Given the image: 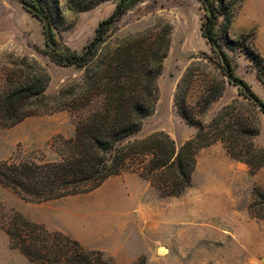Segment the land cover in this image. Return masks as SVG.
Segmentation results:
<instances>
[{
    "label": "rangeland",
    "instance_id": "rangeland-1",
    "mask_svg": "<svg viewBox=\"0 0 264 264\" xmlns=\"http://www.w3.org/2000/svg\"><path fill=\"white\" fill-rule=\"evenodd\" d=\"M236 8L228 29L230 39L247 36V45L264 60V0H229ZM115 0L77 9L59 0V10L45 7L59 50L81 52L107 18ZM204 10L198 0H140L131 5L106 33L107 42L154 26L171 25L169 48L156 83L153 111L133 137L164 131L179 147L197 128L178 114L175 93H186L196 119L207 123L234 103L251 119L252 106L238 95L219 71V60L201 34ZM220 23V21H219ZM221 46L231 57L234 74L264 102V64L256 66L217 24ZM41 22L17 0H0V60L27 56L48 73V95L83 77V69L53 62ZM215 96L202 114L201 98ZM248 110L249 112H247ZM256 147H264V114L257 111ZM75 115L66 109L31 116L15 126L0 127V158L9 161H60L65 142L74 136ZM264 189V165L250 167L229 156L219 141L201 148L191 186L178 197H162L148 181L132 172L109 177L87 193L37 202L23 199L0 185V202L32 222L59 230L84 247L98 249L117 264H264V218L252 216L248 205L254 188ZM0 264H36L10 247L0 229Z\"/></svg>",
    "mask_w": 264,
    "mask_h": 264
},
{
    "label": "trees",
    "instance_id": "trees-1",
    "mask_svg": "<svg viewBox=\"0 0 264 264\" xmlns=\"http://www.w3.org/2000/svg\"><path fill=\"white\" fill-rule=\"evenodd\" d=\"M17 1L41 22L49 58L58 65L82 68L83 77L51 96L45 93L49 75L36 60L11 54L0 60V127H12L28 117L62 109L75 115L74 136L66 140L60 161L15 162L0 158L1 186L23 199L43 202L87 193L109 177L128 171L148 181L160 196L178 197L191 186L197 152L216 141L230 157L247 164L252 171L264 165V147L253 143V136L259 132L257 111L264 114V102L234 74L235 63L221 46L216 25L220 24L222 35L256 66L263 67L264 60L247 45V36L237 41L229 38L236 9L229 0H198L204 10L201 34L219 60L220 73L237 87L247 105L254 107L251 119L237 111L243 105L232 103L210 122L203 123L188 108L186 93H175L178 114L197 128L195 135L179 147L164 131L133 137L156 102V80L169 48V23L160 20L150 28L108 43L107 31L131 5L140 1L115 0L112 13L98 23L93 38L82 51L68 53L59 50L45 10H59V0ZM67 1L74 8L88 9L104 0ZM220 95L205 94L198 114ZM248 211L264 218L263 188H254ZM0 229L11 248L36 264H117L102 251L86 248L64 232L32 222L1 202Z\"/></svg>",
    "mask_w": 264,
    "mask_h": 264
},
{
    "label": "crops",
    "instance_id": "crops-1",
    "mask_svg": "<svg viewBox=\"0 0 264 264\" xmlns=\"http://www.w3.org/2000/svg\"><path fill=\"white\" fill-rule=\"evenodd\" d=\"M116 176H118V175H115V176H113V177H116Z\"/></svg>",
    "mask_w": 264,
    "mask_h": 264
}]
</instances>
